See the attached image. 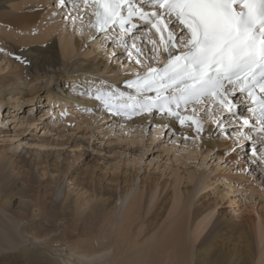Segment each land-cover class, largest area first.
Returning <instances> with one entry per match:
<instances>
[{
    "label": "rangeland",
    "instance_id": "obj_1",
    "mask_svg": "<svg viewBox=\"0 0 264 264\" xmlns=\"http://www.w3.org/2000/svg\"><path fill=\"white\" fill-rule=\"evenodd\" d=\"M29 1L0 0V49L4 50L0 51V264L10 263L13 251L29 246L42 247L49 254L50 249L54 250L53 246L59 244L56 241L65 236L66 240L63 239L70 242L73 249L79 247L80 251L85 245L84 253L89 248L100 254L106 250L111 252L106 264H176L178 256L173 259L157 254L150 258V250L147 249L148 254L144 248L141 249L155 241L156 231L166 224L171 212L176 210V215L181 218L189 215L184 223L186 231L182 227L186 244L191 239L195 217L205 219L210 208H215L216 216L207 230L213 228L217 219L220 221L212 230L213 238L219 234V225L223 226L222 222L226 220L231 226L230 229L224 226L226 231L236 233L235 224L257 218L259 213L264 214V167L257 169L251 163L253 158H250L247 141L242 150L235 145L227 150L229 144L224 143L228 139L210 137L207 130L213 126L206 124L202 139H187L184 144L183 139L173 137V131L163 128V132L157 134L153 130L152 122L169 123L172 119H158L154 114L149 116L145 113L139 115L141 120L148 117V123L140 125L142 128L123 131L98 117L103 111L99 102L87 95H79L87 92L90 87L87 79L92 78L83 70L90 72L98 62L103 69L108 64L110 70L102 73L103 77L92 75L95 81L108 84L103 79L116 73L111 71L115 69L113 61L116 59L110 56L112 49L110 45L106 47V42H91V35L95 34L92 29L90 38L80 43L81 54L69 64L67 73L51 67L46 68L49 71L46 78H40L43 73L32 70L29 66L33 65L32 60L27 56L31 49L34 52L39 48L19 42L22 34H29L23 30L33 29L38 33L44 24L43 17L49 13L56 25H71L64 19L71 5L65 9L58 8L56 0ZM55 11L57 14L53 15ZM23 12L25 16L21 17ZM54 38L57 39L56 36ZM44 47L50 49V41ZM83 51L94 53L83 57ZM121 52L119 49L116 51L120 57L118 62L127 67L130 64L128 57ZM16 56L29 63H21L15 59ZM76 60H81L84 65L73 68ZM59 61L62 65L61 53ZM10 77L20 79L18 86L11 87ZM12 90H19L20 94L12 96L9 94ZM82 102L87 104L79 105ZM94 105L99 114L85 111ZM139 116L116 118L127 121L140 119ZM169 125L187 137L196 136L194 129L187 124L182 127L172 120ZM249 170L255 175L250 176ZM155 182L159 183L157 188ZM144 183L151 184L146 188ZM200 186L206 188L194 197L192 189ZM142 187L147 190L144 192L147 205L159 204L157 214L161 215L158 225L145 223L142 226L144 234L139 239L143 246L140 245L139 253L121 255L115 249L118 220L126 214L137 194L143 192ZM176 188L183 193L182 199L186 202L174 199ZM96 189L102 192L104 215L111 218L110 223L103 224L105 228L96 227L93 223L87 225L92 221L91 210L99 200L95 197L94 192L99 191ZM105 189L116 194L111 195L110 190L104 192ZM122 192L125 194L120 199ZM72 204H82L83 208L78 214L74 207L70 212L67 207ZM173 224L176 225L175 222ZM45 239L50 240L44 243ZM249 240L256 245L253 236ZM215 241L219 246L228 244L234 248L228 241ZM50 243L55 245L51 247ZM261 249L264 256V242ZM256 251L258 258L257 248ZM255 264L261 263L256 259Z\"/></svg>",
    "mask_w": 264,
    "mask_h": 264
},
{
    "label": "snow or ice",
    "instance_id": "obj_2",
    "mask_svg": "<svg viewBox=\"0 0 264 264\" xmlns=\"http://www.w3.org/2000/svg\"><path fill=\"white\" fill-rule=\"evenodd\" d=\"M69 5L66 21L86 17L91 42H106L118 61L120 49L134 69L124 81L130 91L101 81L79 95L114 117L147 113L187 123L196 136L186 140L202 139L212 124L210 137L241 150L247 141L251 163L264 167V0H56L58 8ZM153 30L159 40L145 51L138 41Z\"/></svg>",
    "mask_w": 264,
    "mask_h": 264
},
{
    "label": "bare ground",
    "instance_id": "obj_3",
    "mask_svg": "<svg viewBox=\"0 0 264 264\" xmlns=\"http://www.w3.org/2000/svg\"><path fill=\"white\" fill-rule=\"evenodd\" d=\"M32 1L34 0H31L29 2ZM11 2L13 1H10V3ZM22 9L23 7L21 5V10ZM55 13H57V11H55ZM24 16H25V12L21 14V17ZM51 16L52 14L49 13L45 15V17H43L44 24L41 25L42 27L39 29L40 31L38 33L33 32V29L26 30L24 28L23 32L29 34L28 35L22 34V37L19 41L21 42V44H25L24 46L32 45L33 47L39 48L36 51L34 50V52L31 49L30 51L31 53L28 52L27 56H28V60H32L33 65L29 64V66H32V70H35L36 73L37 72L43 73V75L40 76V78H43V76L44 78H46V74L49 72L47 71V69L51 67L55 71L57 68L60 70V72H62L61 69H63L62 72L63 74L67 73L66 71L69 64L72 62L73 59H76L75 57L81 54L80 43L85 41V38H90L91 35L90 34L91 29L85 26L87 24L86 17L83 18V21L80 20L75 21L74 25L71 23V25L66 24V26H63V25H56L55 22H52ZM94 31L95 30L92 29L93 33ZM148 34H149L148 40L142 39L138 41V43L141 44H143V42L146 43L145 51H147L148 48L152 47L151 41L153 39L159 40V37H157L153 33L148 32ZM54 36L57 37L56 40ZM77 38H79V40ZM48 41H50V49H46L44 47V44H46ZM43 47L45 49H43ZM57 49L59 50V53H61V58L63 60L62 65H60L59 53ZM93 53L94 52L90 53L86 51L82 54V56L83 57L88 56L89 54L92 55ZM122 57L123 56H121V58ZM94 60L97 61L98 58L95 57ZM116 61H113L115 64V69L111 70L112 72L116 71V73H112V75L106 77V79H103L102 78L103 75L101 74L102 73L104 74L106 71L110 70V68H108V64L105 65V68L103 69L102 68L103 66L100 67V64L98 62L94 64V68L91 69L90 72L83 70L87 74L90 73L89 75L90 77H92L90 78L88 76L90 78L87 79L88 82L90 83L88 85L92 87L94 83L95 84L100 83L97 82L98 80L97 81L94 80L96 79L95 76L94 77L92 76L96 74V75H101L102 77L100 78L107 81L108 84L114 85L120 88L121 90L129 91L123 89L121 87V83L133 78L134 75L133 65L128 63L129 65L127 67L125 65L122 67L118 62V60ZM81 62H82L81 60L74 61L72 64L74 66L73 68H80V66H83L84 62H82L83 64ZM55 71L53 73H56ZM119 72L122 73L120 74ZM117 74L122 76H116ZM13 77L16 78L15 76ZM13 77H10L9 79L12 83L10 84L12 85L11 87H14L16 85L18 86L17 81L20 79L18 80L15 79L16 80L15 81ZM77 80H80V77ZM12 91L11 93H9L12 96L20 94L19 90L18 91L12 90ZM36 92L37 91H35V93ZM61 94L62 93L60 92V95ZM63 98H65V96H63ZM9 99H13V97H10ZM85 104L87 103L82 102L79 105L84 106ZM1 105H2V101L0 100V107ZM94 106L92 108L94 113L99 114L98 110L96 109V105ZM240 111L245 112V109L241 107ZM103 112L104 110L102 111V114H99V116L97 114L96 115L98 117H101L102 119L107 120V122H110L109 124H111L113 127H118V128L120 127V130L123 131L125 130L128 131V129L137 130L142 128L140 125H142L143 122L148 123V117H143L144 118L143 120H141V116H139L140 119L135 118L134 120L120 121L118 118L111 116L109 114H104ZM163 117H164L163 115L157 116L158 119H162ZM171 121L172 120H170L169 123L162 121L152 122L151 124L154 125L153 128L154 132L157 134L162 133L164 127H156V125L171 124ZM176 124L177 123L175 122V125ZM139 126L140 128H138ZM212 126L214 127V125ZM173 128L174 126L171 127V132L172 131L174 132L173 137H178L177 138L178 140L183 139L182 141H184V144H186L185 133L182 131L178 132ZM224 144L225 145L229 144V146H226L227 150H229L234 145L232 141H228V140L227 143L225 142ZM182 152H184V150ZM188 159L191 158L188 157ZM232 164L233 166L236 165L235 162ZM150 184L151 183H144L143 185L144 187L148 188ZM155 185L157 188L159 186V183L155 182ZM144 187H142L143 192L137 194V196L129 204V208H127L126 214H124V216H122L121 219L118 220V229L116 230L115 233L116 234L115 249L119 251L121 255H130L131 253L132 254L139 253L140 247L143 246L140 244V239H139L140 236L144 234V231L141 230L142 226L145 225V223H148L151 226L158 225L157 223L161 215V214L160 215L157 214V212L160 211L159 204L154 203V205L151 207L147 205L148 203L144 198V192H146L147 190L144 189ZM205 188H206L205 186H200L196 190L192 189V192L195 193L194 197H198L204 191ZM96 190L99 191L94 192L95 197L96 199L99 200H96L97 203L91 210L92 213L90 214V219L92 221L91 222L89 221L87 225L93 223L94 226L101 228L103 224L105 225V223H110L111 218L106 217V215H104L103 210H104L105 202L102 201L103 199L102 192L100 191V189H96ZM107 190L110 189H105L104 192H107ZM110 192L111 195L116 194V192L113 190H110ZM124 194H125L124 192L121 193L120 199ZM173 195H174V199H176L178 202L183 203L185 201V199L184 201L182 199L184 198V195L183 193L180 192L179 188L175 189ZM190 197L192 198V196ZM73 207L75 208L78 214V212L83 208V205L78 204L75 206L74 204H72L71 207H67V210L71 212ZM206 212L207 213L205 214L206 215L205 219H199V216L195 217V220L193 221L191 226L194 228L191 231L192 235L189 244H186L185 241L186 234L182 229V227H184L185 229L184 223L188 221L189 215L183 218L178 217V215H176L177 211L175 210L174 212L170 213L171 214L169 215L170 218L167 219L166 224L163 227H161L158 231H156L157 234L154 239L155 241L148 246L142 247L141 249L144 248L146 253H148V250H150L151 253L150 258H154L157 254L159 255V257L165 258V256L167 255L168 256L167 258L172 257L173 259H175V257L178 256L175 262L176 264H255L256 259L259 260L261 264H264V256H262L263 250L261 249L262 244L264 242V214L259 213L257 218L254 217L251 218L250 221H245L244 223H241L242 222L241 221L238 222V224H235L236 233H233L232 231L231 232L226 231L224 226L228 229L231 228L230 224L226 223L227 221L226 220L225 223L222 222L223 226L219 225L218 227L219 234L216 235L215 238H213V236H211L213 232L212 230L216 226H218L217 222L220 221L219 219H217L216 222L213 224L214 225L213 228L207 230L211 220L215 218L216 212L214 207L208 209ZM174 222L176 223V225L173 224ZM206 230L207 232L205 233ZM250 236H253V240L255 241L256 245H254L253 241L249 240ZM65 237L60 238V240L57 239L58 241L56 242H59V244L57 245L53 244L55 246H53L52 243H50V246L52 245L55 248V249L53 248L54 250L50 249L51 252L53 251L52 254H50L49 250H47L49 251V254L46 253L42 247L29 246L26 248H22V250H16L17 252L13 251L14 254L11 257L12 261L8 264H106L107 263L106 260L108 258V255L111 254V252L106 250L104 254H100L97 253V251H94V249L89 248L84 253L85 249L83 250V248L85 247V245L84 247L83 246L81 247L82 250L80 251L78 250L79 247L73 249L71 245L69 246L70 242L65 241L66 240ZM215 239L216 240L220 239L221 241H228V243L232 245L234 248L231 249L228 246V244L224 246L223 245L219 246L217 245V241H215ZM49 240L50 239L47 240L45 239L44 243L45 241L47 242ZM51 240L54 241L53 239ZM38 242L36 241V243ZM256 248L258 249V258H257ZM112 253L115 254V251H113ZM1 255L2 254H1V237H0V257ZM3 261H6V259Z\"/></svg>",
    "mask_w": 264,
    "mask_h": 264
}]
</instances>
